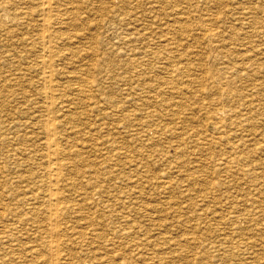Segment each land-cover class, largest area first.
<instances>
[{
    "label": "rangeland",
    "instance_id": "374dc122",
    "mask_svg": "<svg viewBox=\"0 0 264 264\" xmlns=\"http://www.w3.org/2000/svg\"><path fill=\"white\" fill-rule=\"evenodd\" d=\"M41 1L0 0V264H264V0Z\"/></svg>",
    "mask_w": 264,
    "mask_h": 264
},
{
    "label": "bare ground",
    "instance_id": "6f19581e",
    "mask_svg": "<svg viewBox=\"0 0 264 264\" xmlns=\"http://www.w3.org/2000/svg\"><path fill=\"white\" fill-rule=\"evenodd\" d=\"M1 1H2V0H1ZM19 1H20V0H19ZM39 1L42 2L41 0H39ZM44 1H45V0H44ZM44 1H43V2H44ZM52 1H53V0H52ZM5 2H6V0H5ZM17 2H18V1H17ZM17 2H14V4L17 3ZM23 2H24V1H23ZM34 2H35V0H34ZM36 2H37V0H36ZM40 2H39V3H40ZM11 3H12V2H11ZM18 3H21V2H18ZM18 3H17V4H18ZM27 3H28V2H27ZM49 3H50V0H47V4H46V3H45V4H46V5H49ZM24 4H25V3H24ZM42 4H43V3H42ZM123 4H126V2L124 1ZM127 4H128V3H127ZM20 5H21V4H20ZM46 5H45V6H46ZM10 6H11V5H10ZM10 6H9V7H10ZM21 6H23V5H21ZM27 6H28V5H27ZM42 6H43V5H42ZM49 6H50V5H49ZM23 7H24V6H23ZM6 8H7V7H6ZM6 8H5V9H6ZM17 8L19 9V7H17ZM20 8H21V7H20ZM29 8H31V7H29ZM29 8H27V9H29ZM50 8H51V7H50ZM53 8H54V7H53ZM32 9H33V8H32ZM44 9H45V8H44ZM3 10H4V9H3ZM7 10H9V9H7ZM14 10H15V9H14ZM25 10H26V9H25ZM33 10H34V9H33ZM15 11H16V10H15ZM15 11H14V12H15ZM27 11H29V10H27ZM27 11H25V12H27ZM41 11H42V10H41ZM47 11H48V10H47ZM49 11H50V10H49ZM49 11H48V13H49ZM57 11H58V10H57ZM1 12H3V11H1ZM21 12H22V11H21ZM31 12H34V14H36V13H35L36 11H31ZM53 12H56V11H53ZM59 12H60V11H59ZM41 13H43V12H41ZM45 13H46V11H45ZM62 13H63V12H62ZM3 14H4V13H3ZM5 14H6V13H5ZM17 14H18V13H17ZM17 14H16V15H17ZM19 14H21V13H19ZM24 14H26V13H24ZM28 14H29V13H28ZM39 14H40V13H39ZM43 14H44V13H43ZM59 14H60V13H59ZM63 14H64V13H63ZM1 15H2V14H1ZM13 15H15V14H13ZM40 15H41V14H40ZM44 15H45V14H44ZM44 15H42L43 18L45 17ZM3 16H4V15H3ZM6 16H7V15H6ZM20 16H21V15H20ZM22 16H24V15H22ZM22 16H21V17H22ZM25 16H27V15H25ZM52 16H53V15H52ZM60 16H61V15H60ZM60 16H59V17H60ZM205 16H206V15H205ZM208 16H211V15H208ZM21 17H20V18H21ZM28 17H29V15H28ZM32 17H33V16H31V18H32ZM37 17H38V15H37ZM8 18H9V17H7V19H8ZM15 18H17V17H14V19H15ZM208 18H209V17H208ZM10 19H11V18H10ZM44 19H45V18H44ZM44 19H43V20H44ZM48 19H49V18H48ZM212 19H213V18H212ZM12 20H13V19H12ZM15 20H16V19H15ZM41 20H42V19H41ZM45 20L48 21V20H47V16H46V19H45ZM20 21H21V19H20ZM46 21H45V22H46ZM54 21H55V20H54ZM208 21H209V20H208ZM14 22H15V21H14ZM41 22H42V21H41ZM1 23H2V22H1ZM8 23H10V21H9ZM42 23H43V22H42ZM42 23H41V24H42ZM54 23H55V22H54ZM2 24H3V23H2ZM46 24H47V23H46ZM4 25H5V23L3 24V26H4ZM15 25H16V23H15ZM43 25H44V24H43ZM43 25H42V27H43ZM207 25H210V24L208 23ZM211 25H213V24L211 23ZM199 26H200V25H199ZM199 26H198V27H199ZM17 27H19V25H18ZM36 27H38V26H36ZM39 27H41V26H39ZM202 27H203V26H202ZM206 27H207V26H206ZM210 27H211V26H210ZM215 28H217V27L215 26ZM41 29H42V28H41ZM197 29H199V28H197ZM38 30H39V29H38ZM46 30H47V27H46ZM36 31H37V30H36ZM41 31H43V30H41ZM48 31H49V29H48ZM197 31H198V30H197ZM200 31H201V29H200ZM212 31H213V30L210 31L209 28H206V29H205V34H206L208 37H209V36H212V35L214 36V33H213ZM39 32H40V31H39ZM49 32H50V31H49ZM198 32H199V31H198ZM198 32H197V33H198ZM214 32H215V31H214ZM35 33H36V32H35ZM43 33H44V32H43ZM43 33H42V34H43ZM36 34H37V33H36ZM42 34H41V35H42ZM50 34H51V33H50ZM205 34H204V36H205ZM215 34H216V33H215ZM218 34H219V33H218ZM37 35H38V34H37ZM45 35H46V33H45ZM188 35H189V34H188ZM195 35H196V34H195ZM34 36H35V35H34ZM52 36H53V35H52ZM197 36H198V35H197ZM36 37H37V36H36ZM49 37H50V36H49ZM184 37H185V36H184ZM198 37H199V36H198ZM45 38H46V37H45ZM182 38H183V37H182ZM187 38H189V37H187ZM201 38H202V37H201ZM211 38H212V37H211ZM211 38H210V39H211ZM46 39H47V38H46ZM206 39L208 40V38H206ZM210 39H209V40H210ZM31 40H32V39H31ZM41 40H42V39H41ZM125 40H126V39H125ZM186 40H187V39H186ZM186 40H184V41H186ZM202 40H203V39H202ZM34 41H36V40H34ZM39 41H40V40H39ZM39 41H38V42H39ZM44 41H45V40H44ZM51 42H52V41H51ZM51 42H48V43L51 44ZM216 42H217V40H216ZM224 42H225V41H224ZM261 42H262V41H261ZM36 43H37V42H35V44H36ZM211 43H212V42H211ZM41 44H42V43H41ZM124 44H125V43H124ZM182 44H183V42H182ZM39 45H40V43H39ZM39 45H38V46H39ZM210 45H212V44H210ZM33 46H34V45H33ZM36 46H37V45H36ZM38 46H37V47H38ZM51 46H54V45H51ZM222 46H223V45H222ZM34 47H35V46H34ZM43 47H44V46H43ZM47 47H48V45H47ZM218 47H219V46H218ZM224 47H225V45H224ZM211 48H212V47H211ZM216 48H217V47H216ZM221 48H222V47H221ZM262 48H263V47H262ZM35 49H36V47H35ZM42 49H43V48H42ZM53 49H54V48H53ZM260 49H261V48H260ZM36 50H37V49H36ZM38 50H39V49H38ZM46 50H47V52H48V49H46ZM49 50H50V49H49ZM54 51H55V50H54ZM228 51H229V49H228ZM262 51H264V50H262ZM43 52H44V51H43ZM50 52H51V51H50ZM221 52H222V51H221ZM236 52H237V51H236ZM254 52H255V51H254ZM230 53H231V52H230ZM241 53H242V52H241ZM250 54H252V53H250ZM253 54H254V53H253ZM255 54H256V53H255ZM40 55H41V54H40ZM1 56H2V55H1ZM43 56H44V55H43ZM223 56H224V55H223ZM229 56H230V54H229ZM240 56H241V55H240ZM38 57H39V53H38ZM40 57H41V56H40ZM166 57H167V56H166ZM225 57H226V56H225ZM227 57H228V55H227ZM2 58H3V57H2ZM2 58H1V59H2ZM8 58H9V57H8ZM18 58H19V57H18ZM45 58H46V57H45ZM60 58H61V57H60ZM63 58H64V57H63ZM68 58H69V57H68ZM234 58H235V57H234ZM244 58H245V57H244ZM11 59H13V58H11ZM14 59H15V58H14ZM33 59H34V58H33ZM35 59H37V57H36ZM40 59H41V58H40ZM48 59H49V58H48ZM64 59H65V58H64ZM250 59H251V58H250ZM5 60H6V59H5ZM24 60H25V59H24ZM58 60H59V59H58ZM235 60H236V59H235ZM8 61H9V60H8ZM41 61H42V59H41ZM242 61H243V59H242ZM252 61H253V60H252ZM4 62H6V61H4ZM15 62H16V61H15ZM17 62H18V61H17ZM21 62H23V61H21ZM32 62H33V60H32ZM52 62H53V61H52ZM56 62H57V61H56ZM244 62H245V61H244ZM247 62H249V61H247ZM37 63H39V62H37ZM20 64H21V63H20ZM48 64H49V60H43V62H42V66H47ZM51 64H53V63H51ZM55 64H56V63H55ZM236 64H237V63H236ZM243 64H244V63H243ZM250 64H251V63H250ZM24 65H26V64H24ZM28 65H29V64H28ZM32 65H35V63H33ZM38 65H40V64H38ZM49 65H50V64H49ZM53 65H54V64H53ZM26 66H27V65H26ZM26 66H25V67H26ZM54 66H55V65H54ZM248 66H249V65H248ZM252 66H253V65H252ZM252 66H250V67L252 68ZM63 67H64V66H63ZM22 68H23V63H22ZM30 68H32V67H29V69H30ZM246 68H247V67H246ZM251 68H249V69H251ZM255 68H257V67H255ZM255 68H253V70H254ZM53 69H54V67H53ZM57 69H58V67H57ZM57 69H56V71H57ZM59 69H61V67H60ZM235 69H237V68H235ZM239 69H240V68H239ZM243 69H245V68H243ZM33 70H34V69H33ZM41 70H43V69H41ZM46 70H48V69H46ZM50 70H51V69H50ZM61 70H62V69H61ZM245 70H246V69H245ZM245 70H244V71H245ZM15 71H16V70H15ZM20 71H21V70H20ZM25 71H26V70H25ZM25 71H24V72H25ZM63 71H65V70H63ZM232 71H233V70H232ZM240 71H241V70H240ZM255 71H256V70H255ZM26 72H27V71H26ZM32 72H34V71H32ZM35 72H36V71H35ZM41 72H42V71H41ZM53 72H54V71H53ZM65 72H66V71H65ZM228 72H229V71H228ZM246 72H247V70H246ZM19 73H20V72H19ZM30 73H31V72H30ZM30 73H29V74H30ZM42 73H43V72H42ZM72 73H73V72H72ZM237 73H238V72H237ZM31 74H32V73H31ZM39 74H40V73H39ZM55 74H56V73H55ZM62 74H63V73H62ZM251 74H252V73H251ZM256 74H257V73H256ZM25 75H27V74H25ZM240 75H241V73H240ZM254 75H255V74H253L252 76H254ZM18 76H19V75H18ZM41 76H42V75H41ZM52 76H53V75H52ZM63 76H64V75H63ZM75 76H77V75L75 74ZM231 76H232V74H231ZM235 76H236V75H235ZM252 76H251V77H252ZM256 76H257V75H256ZM26 77H28V76H26ZM31 77H32V76H31ZM36 77H37V75H36ZM39 77H40V75H39ZM77 77H80V75L77 76ZM229 77H230V76H229ZM240 77H241V76H240ZM7 78H8V77H7ZM10 78L13 79L14 77L11 76ZM17 78H18V77H17ZM41 78H42L41 81H42V83H43L42 85H44V88H43V86H42V88L45 89L44 92H45V93L50 92V91H51V90H50V88H51V73H50V74H44L43 77H41ZM41 78H40V79H41ZM58 78H59V77H58ZM68 78H69V77H68ZM70 78H72V77H70ZM83 78H85V77H83ZM244 78H246V76H245ZM14 79H15V78H14ZM18 79L20 80V78H18ZM32 79H33V77H32ZM35 79H36V78H35ZM89 79H90V77H89ZM2 80H3V79H2ZM2 80H1V82H2ZM19 80H18V81H19ZM254 80H255V79H254ZM16 81H17V79H16ZM37 81H40V80L38 79ZM245 81H246V80H245ZM245 81H244V82H245ZM250 81H251V80H250ZM19 82H20V81H19ZM33 82H34V81H33ZM2 83H3V82H2ZM10 83H11V82H10ZM40 83H41V82H40ZM52 83H53V82H52ZM90 83H91V82H90ZM231 83H233V82H231ZM23 84H24V83H23ZM36 84H37V83H36ZM91 84H92V83H91ZM246 84H247V83H246ZM262 84H263V83H262ZM262 84H261V85H262ZM5 85H6V84H5ZM30 85H31V84H30ZM30 85H29V86H30ZM38 85H39V84H38ZM89 85H90V84H89ZM247 85H248V84H247ZM261 85H260V86H261ZM2 86H4V85H2ZM10 86H11V84H10ZM245 86H246V85H245ZM255 86H256V85H255ZM6 87H7V86H6ZM23 87H24V86H22V88H23ZM40 87H41V86H40ZM40 87H39V88H40ZM58 87H59V86H58ZM22 88H21V89H22ZM32 88H33V87H32ZM37 88H38V87H36V89H37ZM42 88H40V90H42ZM55 88H56V87H55ZM61 88H62V87H61ZM3 89H4V87H3ZM66 89H67V88H66ZM69 89H70V88H69ZM250 89H253V88H250ZM37 91H38V90H37ZM37 91H36V92H37ZM53 91H54V90H53ZM249 91H250V90H249ZM249 91H248V92H249ZM25 92H26V91H25ZM36 92H35V93H36ZM39 92H40V91H39ZM44 92H43V93H44ZM59 92H60V91H59ZM37 93H38V92H37ZM40 94H41V93H40ZM253 94H254V93H253ZM11 95H14V94H11ZM19 95H20V94H19ZM61 95H62V94H61ZM36 96H37V95H36ZM40 96H41V95H40ZM44 96H45L48 100H49L50 97H52V96H51V93H47V94L44 95ZM54 96H55V95H54ZM37 98H39V97H37ZM52 98H53V97H52ZM251 98H253V97H251ZM255 98H256V97H255ZM10 99H11V98H10ZM10 99H9V100H10ZM53 99H54V98H53ZM33 100H34V99H33ZM33 100H32V102H33ZM35 100H36V99H35ZM35 100H34V101H35ZM37 100H38V99H37ZM45 100H46V99H45ZM65 100H66V99H65ZM217 100H218V99H217ZM220 100H221V99H220ZM248 100H249V99H248ZM260 100H261V99H260ZM2 101H3V100H2ZM11 101H12V100H11ZM38 101H39V100H38ZM59 101H60V100H59ZM62 101H63V100H62ZM62 101H61V103H62ZM252 101H253V100H252ZM7 102H8V101H7ZM40 102H41V101H40ZM49 102H50V101H49ZM64 102H66V101H64ZM67 102H68V101H67ZM1 103H2V102H1ZM37 103H39V102H37ZM42 103H43V102H42ZM50 103H51V102H50ZM57 103H58V106H59V102H57ZM241 103H243V102H241ZM6 104H7V103H6ZM6 104H5V105H6ZM10 104H11V103H10ZM27 104H28V103H27ZM29 104H30V103H29ZM34 104H36V103H34ZM34 104H33V105H34ZM48 104H49V103H48ZM63 104H64V103H63ZM63 104H62V105H63ZM236 104H237V103H236ZM238 104H240V103H238ZM24 105H25V104H24ZM51 105H53V103H52ZM51 105H50V106H51ZM65 105H66V103H65ZM261 105H263V103H262ZM8 106H9V105H8ZM22 106H23V105H22ZM231 106H232V105H231ZM231 106H230V107H231ZM235 106H236V105H235ZM239 106H240V105H239ZM243 106H244V105H243ZM249 106H250V105H249ZM263 106H264V105H263ZM1 107H2V106H1ZM25 107H26V106H25ZM40 107H41V106H40ZM64 107H65V106H64ZM247 107H248V106H247ZM27 108H28V107H27ZM30 108H31V107H30ZM32 108H34V107H32ZM53 108H54V107H53ZM221 108H222V107H221ZM249 108H250V107H249ZM7 109H8V108H7ZM24 109H25V108H24ZM37 109H38V108H37ZM43 109L45 110V107H44ZM51 109H52V108H51ZM54 109H55V108H54ZM250 109H251V108H250ZM255 109H256V106H255ZM2 110H3V109H2ZM26 110H27V109H26ZM28 110H29V109H28ZM31 110H32V109H31ZM218 110H219V109H218ZM241 110L243 111V109H241ZM245 110L247 111V109H245ZM3 111H4V110H3ZM23 111H24V110H23ZM36 111H37V110H36ZM36 111L34 110V112H36ZM41 111H42V109L39 111V113H40ZM46 111H48V110L46 109ZM46 111H45V112H46ZM51 111H52V110H51ZM51 111H49V112H51ZM34 112H33V113H34ZM4 113H5V112H4ZM6 113H7V112H6ZM46 113H47V112H46ZM212 113H213V112H212ZM224 113H225V112H224ZM230 113H231V112H230ZM243 113H245V112H243ZM259 113H260V112H259ZM28 114H29V113H28ZM49 114H50V113H49ZM213 114H214V113H213ZM238 114H239V113H238ZM238 114H237V116H238ZM261 114H262V113H261ZM50 115H51V114H50ZM50 115H49V116H50ZM225 115H226V114H225ZM227 115H228V114H227ZM233 115H234V114H233ZM239 115H240V114H239ZM243 115H244V114H243ZM246 115H247V114H246ZM250 115H251V114H250ZM39 116H41V115H39ZM46 116H47V115H46ZM46 116H45V117H46ZM210 116H211V115H210ZM228 116H229V115H228ZM231 116H232V114H231ZM231 116H230V117H231ZM32 117H33V116H32ZM47 117H48V116H47ZM182 117H183V116H182ZM214 117H215V116H214ZM216 117H217V116H216ZM246 117H247V116H246ZM251 117H252V116H251ZM257 117H259V116H257ZM260 117H261V116H260ZM9 118H10V117H9ZM36 118H37V117H36ZM38 118H39V117H38ZM178 118H179V117H178ZM218 118H219V116H218ZM221 118H222V117H221ZM221 118H219V120H217V121H220ZM232 118H233V117H231V119H232ZM49 119L52 120V118H49ZM49 119H46V124H47V122H49V124H50V120H49ZM179 119H181V118H179ZM214 119H215V118H214ZM226 119H227V118H226ZM229 119H230V118H229ZM5 120H6V119H5ZM5 120H4V121H5ZM208 120H209V119H208ZM215 120H216V119H215ZM232 120H233V119H232ZM236 120H237V118H236ZM251 120H252V119H251ZM8 121H9V120H8ZM27 121H28V120H27ZM41 121H42L41 123H44V119L41 120ZM53 121H54V120H53ZM181 121H182V120H181ZM233 121H234V120H233ZM244 121H245V120H243L242 122H244ZM0 122H1V121H0ZM31 122H32V121H31ZM3 123H4V122H3ZM32 123H33V122H32ZM52 123H53V122H52ZM217 123H218V122H217ZM234 123H235V122H234ZM237 123H238V122H237ZM8 124H9V123H8ZM230 124H232V122H231ZM250 124H251V122H250ZM255 124H256V123H255ZM255 124H254L253 126H255ZM15 125H16V124H15ZM30 125H31V124H30ZM36 125H37V124H35V126H36ZM51 125H52V124H51ZM214 125H216V123H215ZM226 125H227V124H226ZM24 126H25V125H24ZM47 126H48V125H47ZM53 126H54V125H53ZM55 126H56V125H55ZM212 126H213V125H212ZM223 126H225L224 123H223ZM245 126H246V125H245ZM247 126H248V125H247ZM257 126H258V125H257ZM45 127H46V125H45ZM250 127H251V126H250ZM255 127H256V126H255ZM259 127H260V126H259ZM263 127H264V126H263ZM55 128H57V127H55ZM220 128H221V127H220ZM241 128H242V126H241ZM0 129H1V128H0ZM3 129H4V128H3ZM53 129H54V128H53ZM233 129H234V128H233ZM233 129H232V130H233ZM248 129H249V128H248ZM253 129H254V128H253ZM258 129H259V128H258ZM4 130H5V129H4ZM7 130H8V129H7ZM46 130L48 131V133H50V131H52V127L50 128V126H49ZM46 130H45V131H46ZM54 130H55V129H54ZM240 130H243V129H240ZM255 130H256V129H255ZM262 130H263V128H262ZM251 131H252V130H251ZM160 132H161V130H160ZM160 132H159V133H160ZM227 132H229V131H227ZM231 132H232V131H231ZM233 132H234V131H233ZM233 132H232V133H233ZM237 132H238V131H237ZM3 133H4V132H3ZM54 133H55V132H54ZM155 133H156V131H155ZM224 133H225V132H224ZM209 134H210V133H209ZM213 134H214V133H213ZM216 134H217V132H216ZM63 135H64V134H63ZM133 135H134V134H133ZM160 135H161V133H160ZM222 135H224V134H222ZM246 135H247V133H246ZM255 135H256V133H255ZM0 136H1V135H0ZM162 136H163V135H162ZM189 136H190V135H189ZM201 136L204 137V134H203V135L201 134ZM207 136H208V135H207ZM213 136H214V135H213ZM230 136H231V135H229V138H230ZM239 136H240V135H239ZM241 136L244 137L245 135L243 136V135H242V132H241ZM252 136H253V135H252ZM263 136H264V135H263ZM140 137H142V136H140ZM140 137H139V138H140ZM177 137H178V136H177ZM197 137H200V136H197ZM197 137H196V138H197ZM218 137H219V136H218ZM234 137H235V136H234ZM237 137H238V136H236V138H237ZM247 137H248V136H247ZM247 137H246V138H247ZM42 138H43V137H42ZM44 138H45V137H44ZM145 138H146V137H145ZM160 138H161V136H160ZM188 138H189V137H188ZM220 138H221V137H220ZM227 138H228V137H227ZM232 138H233V137H232ZM16 139H17V138H16ZM197 139H198V138H197ZM201 139H202V138H201ZM201 139H200V140H201ZM207 139H208V138H207ZM210 139H211V138H210ZM253 139H254V138H253ZM6 140H7V139H6ZM51 140H52V139H51ZM180 140H181V139H180ZM191 140H192V139H191ZM216 140H217V139H216ZM218 140H219V139H218ZM222 140H223V139H222ZM233 140H234V138H233ZM243 140H245V139H243ZM250 140H251V139H250ZM41 141H42V140H41ZM52 141H53V140H52ZM148 141H149V140H148ZM198 141H199V140H198ZM203 141H204V138H203ZM212 141H213V140H212ZM236 141H237V140H236ZM254 141H256V140H254ZM10 142H11V141H9V143H10ZM188 142H189V141H188ZM206 142H207V140H206ZM210 142H211V141H210ZM221 142H222V141H221ZM224 142H225V141H224ZM227 142H228V141H227ZM230 142H231V141H230ZM233 142H234V141H233ZM233 142H232V143H233ZM244 142H245V141H244ZM49 143H50V142H49ZM181 143H182V142H181ZM207 143H208V142H207ZM234 143H235V142H234ZM249 143H250V142H249ZM51 144H52V143H51ZM55 144H56V143H55ZM55 144H53V146H54ZM149 144H150V143H149ZM151 144H152V143H151ZM151 144H150V145H151ZM167 144H168V143H167ZM178 144H179V143H178ZM202 144L204 145V143H202ZM223 144H224V143H223ZM43 145H44V144H43ZM176 145H177V144H176ZM182 145H183V144H182ZM199 145H200V144H199ZM203 145H202V146H203ZM216 145H217V143H216ZM221 145H222V143H221ZM226 145H227V144H226ZM237 145H238V144H237ZM257 145H258V144H257ZM263 145H264V144H263ZM53 146H51V147H53ZM144 146H146V145H144ZM167 146H168V145H167ZM173 146H174V145H173ZM205 146H206V145H205ZM209 146H210V145H209ZM214 146H215V145H214ZM218 146H220V145H218ZM238 146H239V145H238ZM254 146H255V145H254ZM258 146H259V145H258ZM45 147H46V146H45ZM168 147H169V146H168ZM174 147H175V146H174ZM178 147H179V146H178ZM220 147H221V146H220ZM220 147H219V148H220ZM260 147H261V146H260ZM183 148H184V147H183ZM202 148H203V147H202ZM211 148H212V147H211ZM226 148H227V147H226ZM226 148H225V149H226ZM229 148H230V147H229ZM229 148H228V149H229ZM235 148H236V147H235ZM23 149H24V148H23ZM45 149H46V148H45ZM163 149H164V148H163ZM176 149H177V148H176ZM198 149H199V148H198ZM203 149H204V148H203ZM208 149H209V148H208ZM215 149H216V148H215ZM215 149L213 148V150H215ZM251 149H252V148H251ZM51 150H52V149H51ZM179 150H180V149H179ZM179 150H178V151H179ZM181 150H182V149H181ZM181 150H180V151H181ZM232 150H233V148H232ZM241 150H242V148H241ZM241 150H240V151H241ZM252 150H253V149H252ZM54 151H55V149H54ZM54 151H52V152H54ZM57 151H58V150H57ZM158 151H159V150H158ZM178 151H177V152H178ZM216 151H217V150H216ZM221 151L224 152L225 150L223 149V150H221ZM260 151H261V150H260ZM30 152H31V151H30ZM45 152H46V151H45ZM58 152H59V151H58ZM153 152H154V151H153ZM182 152H183V150H182ZM182 152H181V154H182ZM198 152H199V151H198ZM225 152H226V151H225ZM230 152H231V151H230ZM249 152H250V151H249ZM22 153H23V152H22ZM22 153H21V154H22ZM158 153H159V152H158ZM165 153H166V152H165ZM199 153H200V152H199ZM207 153H208V151H207ZM220 153H221V152H220ZM18 154H19V153H18ZM57 154H58V153H57ZM156 154H157V153H156ZM160 154H162L161 151H160ZM205 154H206V152H205ZM217 154H218V153H217ZM217 154H216V155H217ZM227 154H228V153H227ZM236 154H237V152H236ZM241 154H242V153H241ZM244 154H245V153H244ZM249 154H250V153H249ZM255 154H256V153H255ZM255 154H254V155H255ZM26 155H27V154H26ZM136 155H137V154H136ZM216 155H213V156H216ZM222 155H224V154H222ZM230 155H231V154H230ZM233 155H234V154H232V156H233ZM246 155H247V154H246ZM252 155H253V154H252ZM12 156H13V155H12ZM131 156H132V155H131ZM156 156H158V155H156ZM159 156H160V155H159ZM225 156H226V155H225ZM237 156H238V155H237ZM240 156H241V155H240ZM249 156H250V155H249ZM14 157H15V156H14ZM16 157H17V156H16ZM25 157H26V156H25ZM45 157H47V156H45ZM129 157H130V156H129ZM220 157L224 158V157L221 156V155H220ZM228 157H229V156H228ZM230 157H231V156H230ZM230 157H229V158H230ZM244 157L246 158V156H244ZM12 158H13V157H12ZM17 158H18V157H17ZM47 158H48V157H47ZM131 158H132V157H131ZM159 158H160V157H159ZM161 158H162V157H161ZM169 158H170V157H169ZM226 158H227V156H226ZM233 158H234V157H233ZM241 158H243V157L241 156ZM253 158H254V157H253ZM167 159H168V157H167ZM167 159H166V160H167ZM224 159H225V158H224ZM14 160H15V159H14ZM58 160H59V159H58ZM128 160H129V159H128ZM128 160H127V161H128ZM133 160H134V159H133ZM156 160H157V159H156ZM220 160H221V159H220ZM234 160H235V159H234ZM28 161H29V160H28ZM51 161H52V160H51ZM56 161H57V159H56ZM130 161H131V160H130ZM215 161H216V159H215ZM215 161H214V162H215ZM217 161H218V159H217ZM224 161H225V160H224ZM224 161H223V162H224ZM229 161H230V160H229ZM232 161H233V160H232ZM241 161H242V159H241ZM46 162H47V161H46ZM209 162H210V161H209ZM214 162H213V163H214ZM218 162H220V161H218ZM233 162H234V161H233ZM242 162H243V161H242ZM211 163H212V162H211ZM211 163H210V165H212ZM238 163H239V161H238ZM198 164H199V162H198ZM216 164H217V163H216ZM230 164H231V163H230ZM236 164H237V163H236ZM244 164H245V163H244ZM48 165H49V164H47V166H46L45 168H47ZM54 165H55V164H54ZM189 165H190V164H189ZM218 165H219V163H218ZM226 165H227V164H226ZM231 165H233V164H231ZM31 166H33V165H31ZM160 166H161V165H160ZM233 166H234V165H233ZM256 166H257V165H256ZM259 166H261V165H259ZM187 167H188V166H187ZM213 167H215V165H214ZM216 167H217V166H216ZM227 167L229 168V166H227ZM231 167H232V166H231ZM244 167H245V166H244ZM254 167H255V166H254ZM50 168H51L50 170H53V169L58 170V168H60V166H59V165H55V166H51ZM112 168H113V167H112ZM170 168H172V166H171ZM185 168H186V167H185ZM235 168H236V166H235ZM250 168H251V166H250ZM41 169H42V166H41ZM47 169H48V168H47ZM212 169H213V168H212ZM231 169H232V168H231ZM238 169H239V168H238ZM251 169H252V168H251ZM259 169H260V168H259ZM236 170H237V169H235V171H236ZM248 170H249V169H248ZM248 170H247V171H248ZM252 170H253V169H252ZM254 170H255V169H254ZM58 171H59V170H58ZM109 171H110V170H109ZM109 171H108V172H109ZM112 171H113V169H112ZM116 171H117V170H116ZM225 171H226V170H225ZM239 171H240V170H239ZM239 171H238V172H239ZM250 171H251V170H250ZM250 171H249V172H250ZM256 171H257V170H256ZM261 171H262V170H261ZM114 172H115V171H114ZM114 172H112V173H114ZM176 172H177V171H176ZM218 172H219V171H218ZM229 172H230V171H229ZM229 172H228V173H229ZM232 172H233V171H232ZM249 172H248V174H249ZM251 172H252V171H251ZM262 172H263V171H262ZM121 173H122V172H121ZM228 173H227V174H228ZM230 173H231V172H230ZM236 173H237V172H236ZM236 173H235V174H236ZM245 173H247V172H245ZM260 173H261V172H260ZM260 173H258V175H259ZM263 173H264V172H263ZM118 174H119V173H118ZM175 174H176V173H175ZM178 174H179V173H178ZM224 174H225V173H224ZM235 174H234V175H235ZM238 174H239V173H238ZM243 174H244V173H243ZM248 174H247V175H248ZM250 174H251V173H250ZM253 174H255V173H253ZM112 175H114V174H112ZM143 175H144V174H143ZM229 175H230V174H229ZM245 175H246V174H245ZM245 175H244V176H245ZM251 175H252V174H251ZM258 175L255 174V176H257V177H258ZM114 176H115V175H114ZM125 176H126V175H125ZM139 176H140V175H139ZM236 176H237V175H236ZM91 177L94 178V176H91ZM118 177H119V175H118ZM137 177H138V176H137ZM242 177H243V176H242ZM253 177H254V175H253ZM105 178H106V177H105ZM105 178H103V179H105ZM123 178H124V177H123ZM125 178H127V177H125ZM125 178H124V179H125ZM169 178H171V177H169ZM225 178H226V177H225ZM246 178L248 179V177H246ZM250 178H251V177H250ZM255 178H256V177H255ZM30 179H31V177H30ZM100 179H101V177H100ZM100 179H99V180H100ZM120 179H121V176H120ZM128 179H129V178H128ZM142 179H143V178H142ZM145 179H147V178H145ZM161 179H162V178H161ZM223 179H224V178H223ZM234 179H235V178H234ZM236 179H238V178H236ZM240 179H241V177H240ZM240 179H239V180H240ZM257 179H258V178H257ZM117 180H118V179H117ZM125 180H126V179H125ZM137 180H138V179H137ZM140 180H141V179H140ZM157 180H158V178H157ZM165 180H166V179H165ZM221 180H222V179H221ZM227 180H228V179H227ZM230 180H231V179H230ZM244 180H245V179H244ZM248 180H249V179H248ZM23 181H24V180H23ZM101 181H102V180H101ZM101 181H100V182H101ZM146 181H147V180H146ZM166 181H167V180H166ZM166 181H165V182H166ZM168 181H169V180H168ZM228 181H229V180H228ZM231 181H232V180H231ZM231 181H230V182H231ZM236 181H237V180H236ZM245 181H246V180H245ZM249 181H250V180H249ZM249 181H248V183L251 184ZM254 181H255V180H254ZM257 181H258V180H257ZM261 181H262V180H261ZM261 181H260V182H261ZM37 182H38V181H37ZM96 182H97V181H96ZM96 182H95V184H96ZM147 182H148V181H147ZM152 182H153V181H152ZM159 182H160V181H159ZM162 182H163V181H162ZM171 182H173V181H171ZM174 182H175V181H174ZM219 182H220V181H219ZM222 182H224V181H222ZM226 182H227V181H226ZM246 182H247V181H246ZM91 183H92V182H91ZM97 183H98V182H97ZM108 183H109V182H108ZM134 183H135V182H134ZM150 183H151V182H150ZM242 183H243V181H242ZM93 184H94V183H93ZM157 184H158V183H157ZM166 184H167V183H166ZM211 184H212V183H211ZM256 184H258V183H256ZM51 185H52V184H51ZM88 185H89V184H88ZM160 185H161V184H160ZM167 185L169 186V184H167ZM167 185H166V186H167ZM173 185H175V184H173ZM221 185H222V184H221ZM244 185H245V184H244ZM244 185H243V186H244ZM254 185H255V183H254ZM91 186H92V185H91ZM91 186H90V187H91ZM162 186H163V185H162ZM162 186H161V187H162ZM181 186H182V185H181ZM249 186H250V185H249ZM251 186H252V185H251ZM262 186H263V185H262ZM26 187H27V186H26ZM33 187H34V186H33ZM40 187H41V186H40ZM40 187H39V188H40ZM92 187H93V186H92ZM92 187H91V188H92ZM101 187H102V186H101ZM134 187H135V186H134ZM252 187H253V186H252ZM255 187H256V186H255ZM48 188H49V187L47 186V189H48ZM103 188H104V187H103ZM179 188H180V186H179ZM260 188H261V187H260ZM96 189H97V188H96ZM170 189H171V188H170ZM244 189H245V188H244ZM251 189H252V188H251ZM254 189H255V188H254ZM256 189H257V188H256ZM261 189H262V188H261ZM51 190H52V189H51ZM184 190H185V189H184ZM48 191H49V190H48ZM128 191H129V190H128ZM180 191H181V190H180ZM189 191H190V190H189ZM249 191H250V190H249ZM256 191H257V190H256ZM256 191H255V192H256ZM261 191H262V190H261ZM263 191H264V190H263ZM34 192H35V191H34ZM51 192H52V191H51ZM126 192H127V191H126ZM132 192H133V191H132ZM132 192H131V193H132ZM25 193H26V192H25ZM47 193H48V192H47ZM131 193H130V194H131ZM133 193H135V192H133ZM12 194H13V193H12ZM29 194H31V193H29ZM50 194H51V193H50ZM114 194H116V193H114ZM127 194H129V192H127ZM130 194H129V195H130ZM137 194H138V193H137ZM140 194H141V192H140L138 195L140 196ZM187 194H188V193H187ZM252 194H253V193H252ZM7 195H8V194H7ZM10 195H11V194H10ZM236 195H237V194H236ZM248 195H249V193H248ZM258 195H259V194H258ZM260 195H262V194H260ZM260 195H259V196H260ZM48 196H49V195H48ZM58 196H59V195H58ZM126 196H127V195H126ZM134 196H135V195H134ZM240 196H241V195H240ZM250 196H251V195H250ZM37 197H38V196H37ZM40 197H42V196H40ZM40 197H39V198H40ZM124 197H125V194H124ZM127 197H129V196H127ZM185 197H186V196H185ZM188 197H189V196H188ZM238 197H239V196H238ZM238 197H237V198H238ZM241 197H242V196H241ZM246 197H247V196H246ZM263 197H264V196H263ZM263 197H262V198H263ZM49 198H50V197H49ZM49 198H48V200H49ZM53 198H54V196H53ZM104 198H105V197H104ZM104 198H102V199H104ZM122 198H123V197H122ZM129 198H130V197H129ZM186 198H187V197H186ZM226 198H227V197H226ZM239 198H240V197H239ZM11 199H12V198H11ZM107 199H108V198H107ZM119 199H121V198H119ZM124 199H125V198H124ZM126 199H127V198H126ZM132 199H133V198H132ZM138 199H139V198H138ZM163 199H164V198H163ZM182 199H183V197H182ZM227 199H228V198H227ZM245 199H247V198H245ZM249 199H250V198H249ZM249 199H248V200H249ZM255 199H256V197H255ZM257 199H258V198H257ZM263 199H264V198H263ZM31 200H32V199H31ZM33 200H34V199H33ZM42 200H43V199H42ZM56 200H57V199H56ZM58 200H59V198H58ZM189 200H190V199H189ZM240 200H241V198H240ZM248 200H247V201H248ZM251 200H252V199H251ZM115 201H116V200H115ZM129 201H130V200H129ZM134 201H135V200H134ZM238 201H239V200H238ZM252 201H253V200H252ZM259 201H260V199H259ZM39 202H40V201H39ZM93 202H94V201H93ZM122 202H123V200H122ZM243 202H244V201H243ZM248 202H250V201H248ZM48 203H49V202H48ZM101 203H102V202H101ZM105 203H106V202H105ZM125 203H126V202H125ZM135 203H136V202H135ZM144 203H145V202H144ZM237 203H238V202H237ZM240 203H241V202H240ZM253 203H254V202H253ZM256 203H257V201H256ZM261 203H262V202H261ZM53 204H54V203H53ZM56 204H58V203L55 202V205H56ZM99 204H100V202H99ZM110 204H111V203H110ZM110 204H109V202H108L107 205L110 206ZM121 204H122V203H121ZM128 204H130V203H128ZM48 205H49V204H48ZM94 205H95V204H94ZM133 205H134V203H133ZM146 205H148V204L145 203V206H146ZM255 205H256V204H255ZM45 206H47V205H45ZM101 206H102V205H101ZM120 206H121V205H120ZM131 206H132V204L130 205V207H131ZM150 206H151V205H150ZM163 206H164V205H163ZM233 206H234V205H233ZM239 206H241V205H239ZM245 206H246V205H245ZM51 207H52V206H51ZM55 207H56V206H55ZM115 207H116V209H118L117 206H115ZM115 207H114V208H115ZM141 207H142V206H141ZM156 207H157V206H156ZM242 207H243V206H242ZM248 207H249V205H248ZM248 207H246V208H248ZM259 207H260V206H259ZM261 207H262V205H261ZM58 208H59V207H58ZM70 208H71V205H70ZM72 208H73V207H72ZM102 208H103V207H102ZM104 208L106 209V207H104ZM244 208H245V207H244ZM56 209H57V208H56ZM60 209H61V208H60ZM64 209H65V208H64ZM64 209H63V210H64ZM68 209H69V207H68ZM147 209H148V207H147ZM154 209H156V208H154ZM159 209H160V208H158V210H159ZM164 209H165V208H164ZM232 209H233V208H232ZM235 209H237V208H235ZM240 209H241V208H240ZM249 209H250V208H249ZM30 210H31V209H30ZM48 210H49V209H48ZM63 210H62V211H63ZM69 210H70V209H69ZM142 210H143V209H142ZM252 210H253V209H252ZM256 210H257V209H256ZM258 210H259V209H258ZM5 211H8V210H5ZM52 211H53V209H52ZM62 211H60V213H61ZM103 211H105V210H103ZM107 211H108V208H107V210H106L105 212H107ZM113 211H114V209H113ZM138 211H139V210H138ZM146 211H147V210H146ZM231 211H232V210H231ZM231 211H230V213H231ZM233 211H234V209H233ZM242 211H243V210H242ZM56 212H57V211H56ZM115 212H116V211H115ZM147 212H149V211H147ZM235 212H236V211H235ZM49 213H50V212H49ZM58 213H59V209H58ZM118 213H119V212H118ZM118 213H117V214H118ZM120 213H121V212H120ZM129 213H130V212H129ZM176 213H177V212H176ZM208 213H209V212H208ZM233 213H234V212H232L231 214L233 215ZM249 213H251V211H250ZM95 214H96V213H95ZM98 214H99V213H98ZM115 214H116V213H115ZM117 214H116V215H117ZM130 214H131V213H130ZM148 214H149V213H148ZM209 214H210V213H209ZM244 214H245V212H244ZM252 214H253V212H252ZM257 214H258V213H257ZM257 214H255V215H257ZM116 215H114V216H116ZM263 215H264V214H263ZM57 216H58V215H57ZM86 216H87V215H86ZM129 216H130V215H129ZM131 216H132V215H131ZM162 216H163V215H162ZM214 216H215V215H214ZM258 216H259V215H258ZM124 217L126 218V215L122 216V218H124ZM180 217H181V216H180ZM2 218H3V217H2ZM49 218H50V217H49ZM122 218H121V219H122ZM129 218H130V217H129ZM162 218H163V217H162ZM233 218H234V217H233ZM51 219L53 220V219H57V218H51ZM84 219H85V217H84ZM102 219H103V218H102ZM119 219H120V218H119ZM130 219H131V218H130ZM130 219H129V220H130ZM151 219H152V218H151ZM231 219H232V218H231ZM231 219H230V220H231ZM258 219H259V218H258ZM92 220H93V218H92ZM129 220H128V221H129ZM148 220H149V219H148ZM241 220H242V219H241ZM48 221H49V220H48ZM58 221H59V220H58ZM58 221H56V223H57ZM111 221H112V220H111ZM111 221H109V222H111ZM113 221H114V220H113ZM125 221H126V220H125ZM145 221H146V220H145ZM156 221H157V220H156ZM245 221H247V220H245ZM245 221H244V222H245ZM51 222H52V221H51ZM54 222H55V221H54ZM54 222H53V223H54ZM89 222H90V221H89ZM92 222H94V221H92ZM159 222H160V221H159ZM230 222H231V221H230ZM232 222H233V221H232ZM250 222H251V221H250ZM253 222H254V221H253ZM111 223H112V222H111ZM0 224H1V223H0ZM47 224H48V223H46V225H47ZM49 224H50V223H49ZM49 224H48V226H49ZM106 224H107V222H106ZM236 224H237V223H236ZM253 224H254V223H253ZM262 224H263V223H262ZM53 225H54V224H53ZM153 225H154V224H153ZM233 225H234V224H233ZM250 225H251V224H250ZM56 226H57V225H56ZM154 226H156V225H154ZM163 226H164V225H162V226H160V227H163ZM255 226H256V225H255ZM261 226H262V225H261ZM263 226H264V225H263ZM14 227H15V226H14ZM109 227H110V226H109ZM115 227H116V226H115ZM241 227H243V226H241ZM248 227H250V226H248ZM256 227H257V226H256ZM256 227H255V228H256ZM0 228H1V227H0ZM112 228H114V227H112ZM152 228H153V227H152ZM47 229H48V228H47ZM109 229H110V228H109ZM117 229H118V228H117ZM153 229H154V228H153ZM240 229H241V228H240ZM242 229H243V228H242ZM246 229H247V227H246ZM246 229H245V230H246ZM263 229H264V228H263ZM263 229H262L261 231H263ZM140 230H141V229H140ZM232 230H233V229H232ZM256 230H259V228H257ZM50 231H51V230H50ZM72 231H73V230H72ZM90 231H91V230H90ZM120 231H121V229H120ZM240 231H241V230H240ZM242 231H243V230H242ZM14 232H15V231H14ZM126 232H127V231H126ZM236 232H237V230H236ZM6 233H7V232H6ZM49 233H50V232H49ZM109 233H110V232H109ZM238 233H239V232H238ZM238 233H237V235H238ZM244 233H245V232H244ZM261 233H263V232H261ZM58 234H59V233H58ZM58 234H57V235H58ZM157 234H158V232H157ZM252 234H253V233H252ZM48 235H49V234H48ZM50 235H51V234H50ZM60 235H61V234H60ZM115 235H116V234H115ZM163 235H164V234H163ZM163 235H162V236H163ZM239 235H240V234H239ZM247 235H248V234H247ZM250 235H251V234H250ZM0 236H1V235H0ZM44 236H45V235H44ZM53 236H54V235H53ZM118 236H119V235H118ZM235 236H236V234H235ZM243 236H245V235H243ZM255 236H256V235H255ZM8 237H9V236H8ZM49 237H51V236H49ZM49 237H48V238H49ZM100 237H101V236H100ZM144 237H145V236H144ZM157 237H158V236H157ZM160 237H161V236H160ZM263 237H264V236H263ZM5 238H6V237H5ZM54 238H55V237H54ZM60 238H61V237H60ZM121 238H123V237H121ZM121 238H120V239H121ZM165 238H166V237H165ZM234 238H235V237H234ZM234 238H233V239H234ZM0 239H1V238H0ZM52 239H53V238H52ZM114 239H116V238H114ZM123 239H124V238H123ZM127 239H128V238H127ZM231 239H232V238H231ZM243 239H244V237H243ZM250 239L252 240L253 238H250ZM4 240H5V239H4ZM6 240H7V239H6ZM45 240H47V237H46ZM50 240H51V238H50ZM50 240H49V241H50ZM54 240H55V239H54ZM76 240H77V239H76ZM106 240H107V241H105V242L103 241V242L101 243V244L104 243V247H103V248L106 249V250H107V249H109V250H110V249H111V250L114 249V246H115V245H114V241L111 240L110 238H109V239H106ZM235 240H236V239H235ZM254 240H255V239H254ZM260 240H261V239H260ZM1 241H3V240H1ZM127 241H128V240H127ZM223 241H224V240H223ZM223 241H222V242H223ZM249 241H250V240H249ZM255 241H256V240H255ZM45 242H46V241H45ZM56 242H58V241H56ZM125 242H126V241H125ZM164 242H165V241H164ZM240 242H241V241H240ZM252 242H253V241H252ZM262 242H263V240H262ZM1 243H2V242H1ZM115 243H116V242H115ZM224 243H225V241H224ZM256 243H257V242H256ZM44 244L47 245V243H44ZM44 244H43V246H44ZM79 244H80V243H79ZM121 244H123V243H121ZM126 244H127V243H126ZM160 244H161V243H160ZM164 244H165V243H164ZM164 244H163V245H164ZM241 244H242V243H241ZM247 244H248V243H247ZM260 244H261V243H260ZM48 245H49V247H50V243H49ZM117 245H119V243H117ZM242 245H243V244H242ZM252 245H253V244H252ZM262 245H263V244H262ZM1 246H2V244H1ZM53 246H54V244H53ZM56 246H57V245H56ZM56 246H55V247H56ZM60 246H61V245H60ZM253 246H254V245H253ZM257 246H258V245H257ZM260 246H261V245H260ZM163 247H164V246H163ZM163 247H162V248H163ZM224 247H225V246H224ZM103 248H102V249H103ZM225 248H226V247H225ZM240 248H241V247H240ZM262 248H263V247H262ZM10 249H11V248H10ZM44 249H45V248H44ZM49 249H51V248H49ZM56 249H57V248H56ZM56 249H54V250L52 249L51 251L57 253L58 251H57ZM100 249H101V248H100ZM263 249H264V248H263ZM115 250H116V249H115ZM134 250H135V249H134ZM138 250H139V249H138ZM140 250H141V249H140ZM247 250H248V249H247ZM253 250H254V249H253ZM258 250H260V249H258ZM0 251H1V250H0ZM245 251H246V250H245ZM46 252H47V250H46ZM48 252H49V251H48ZM68 252H69V251H68ZM134 252H135V251H134ZM136 252H137V251H136ZM138 252H139V251H138ZM259 252H261V251H259ZM10 253H12V252H10ZM88 253H89V252H88ZM88 253H87V254H88ZM239 253H240V252H239ZM248 253H249V252H248ZM261 253H264V252H261ZM92 254H93V253H92ZM151 254H152V253H151ZM240 254H242V253H240ZM245 254H246V253H245ZM252 254H253V253H252ZM12 255H13V254H12ZM47 255H49V254H47ZM50 255H51V254H50ZM58 255H59V252H58L57 256H58ZM65 255H66V254H65ZM89 255H91V253H90ZM136 255H138V254H136ZM243 255H244V254H243ZM246 255H247V254H246ZM246 255H245V256H246ZM257 255H260V254H257ZM257 255H256V256H257ZM92 256H93V255H92ZM103 256H104V255H103ZM248 256H250V255H248ZM253 256H254V255H253ZM112 257H113V256H112ZM123 257H124V256H123ZM133 257H134V256H133ZM153 257H155V256H152L151 258H153ZM258 257H259V256H258ZM6 258H7V257H6ZM56 258H57V257H56ZM90 258H91V256H90ZM114 258H115V257H113V259H114ZM116 258H118V257H116ZM116 258H115V259H116ZM8 259H9V258H8ZM49 259H50V258H49ZM98 259H99V258H98ZM104 259H105V257H104ZM106 259H107V263H109V261L111 260L110 257H109V260H108V258H106ZM164 259H165V258H164ZM245 259H246V258H245ZM245 259H244V260H245ZM248 259H249V258H248ZM3 260H4V259H3ZM10 260H11V259H10ZM50 260H51V259H50ZM54 260H55V259H54ZM60 260H61V259H60ZM64 260H65V259H64ZM246 260H247V259H246ZM259 260H260V258H259ZM43 261H45V260H43ZM62 261H63V260H62ZM67 261H68V260H67ZM92 261H93V260H92ZM94 261H95V260H94ZM111 261H112V260H111ZM122 261H123V260H122ZM152 261H153V260H152ZM3 262H4V261H3ZM7 262H8V260H7ZM46 262H47V261H46ZM64 262H65V261H64ZM96 262H98V261H96ZM102 262H106V261L103 260V259L101 258V264H102ZM4 263H5V262H4ZM9 263H10V262H9ZM49 263H51V264H56L53 260H52V262H49ZM49 263H48V264H49ZM57 263H58V262H57ZM66 263H67V262H66ZM74 263H75V262H74ZM119 263H121V261H120ZM155 263H156V262H155ZM162 263H164V262H162ZM248 263H249V262H248ZM251 263H252V262H251ZM262 263H263V262H262ZM11 264H12V263H11ZM61 264H62V263H61ZM68 264H72V263L70 262V263H68ZM93 264H94V263H93ZM98 264H99V263H98ZM105 264H106V263H105ZM110 264H111V263H110ZM147 264H148V263H147ZM234 264H235V263H234ZM241 264H242V263H241ZM252 264H253V263H252ZM254 264H255V263H254Z\"/></svg>",
    "mask_w": 264,
    "mask_h": 264
}]
</instances>
